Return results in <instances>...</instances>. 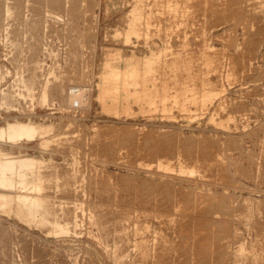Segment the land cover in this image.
<instances>
[{
    "label": "rangeland",
    "instance_id": "1",
    "mask_svg": "<svg viewBox=\"0 0 264 264\" xmlns=\"http://www.w3.org/2000/svg\"><path fill=\"white\" fill-rule=\"evenodd\" d=\"M0 264H264V0H0Z\"/></svg>",
    "mask_w": 264,
    "mask_h": 264
},
{
    "label": "bare ground",
    "instance_id": "2",
    "mask_svg": "<svg viewBox=\"0 0 264 264\" xmlns=\"http://www.w3.org/2000/svg\"><path fill=\"white\" fill-rule=\"evenodd\" d=\"M17 2V1H16ZM22 3V2H21ZM20 5V4H19ZM226 5V4H225ZM206 7V6H205ZM6 9V8H5ZM211 9H213V8H211ZM225 9V8H224ZM13 10V9H12ZM7 15V14H6ZM9 15V14H8ZM197 15V14H196ZM17 16V15H16ZM225 17V16H224ZM23 18V17H22ZM20 19V18H19ZM18 19V20H19ZM19 22H21V21H19ZM13 23H14V21H13ZM17 23V22H16ZM35 24V23H34ZM9 25V24H8ZM19 25V24H18ZM10 28V27H9ZM13 28V27H12ZM19 28H21V27H19ZM6 29H8V28H6ZM25 29V28H24ZM15 30V29H14ZM19 32V31H18ZM93 170V169H92ZM77 171H78V169H77ZM89 172V171H88ZM96 172V171H95ZM98 172V171H97ZM53 205V204H52ZM94 226V225H93ZM99 234V233H98Z\"/></svg>",
    "mask_w": 264,
    "mask_h": 264
}]
</instances>
